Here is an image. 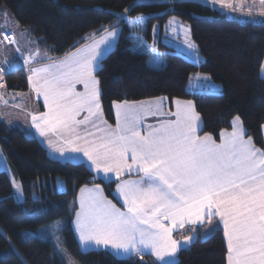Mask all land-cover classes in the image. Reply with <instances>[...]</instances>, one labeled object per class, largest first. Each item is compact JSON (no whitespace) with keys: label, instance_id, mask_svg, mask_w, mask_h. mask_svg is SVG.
<instances>
[{"label":"trees","instance_id":"1","mask_svg":"<svg viewBox=\"0 0 264 264\" xmlns=\"http://www.w3.org/2000/svg\"><path fill=\"white\" fill-rule=\"evenodd\" d=\"M1 6L46 58L62 56L106 28H119L114 48L94 74L108 123H114V102L160 96L188 99L201 117V133L218 138L237 116L246 134L262 146L264 21L243 15L245 20L228 18V13L199 0H0ZM170 17L188 25L202 59L190 61L159 38L154 46L164 51V66L152 67L147 64L148 52L136 45L152 42L153 26L162 28ZM194 74L207 75L220 85V93L190 92L187 81ZM3 80L9 90H27L26 73L20 67ZM0 149L23 197L14 198L10 178L1 170L0 264H64L49 239L30 233L57 219L66 220L62 241L77 264H157L150 255L117 258L108 251L78 247L68 209L77 189L97 183L114 200V182L94 179L84 163L51 159L37 139L16 125L0 122ZM55 177L64 180L63 191L56 190ZM226 256L222 231L217 229L180 249L171 264H227Z\"/></svg>","mask_w":264,"mask_h":264},{"label":"snow or ice","instance_id":"2","mask_svg":"<svg viewBox=\"0 0 264 264\" xmlns=\"http://www.w3.org/2000/svg\"><path fill=\"white\" fill-rule=\"evenodd\" d=\"M115 34V30L107 33ZM103 42L31 69V87L43 96L48 108L32 117L41 135L49 131L72 134L90 117L98 116V81L93 70L96 49ZM77 84L83 85V92L76 90ZM176 103L177 119L161 123L147 135L137 130L138 117L133 110L155 114L160 100L115 104V128L101 121L103 127L94 126V133L85 134L92 139L75 135L66 141L72 144L82 140L83 144L77 143L73 151L83 152L98 170L102 168L105 179H109L108 173L119 174L133 167L143 174L139 180L117 185L125 211L99 195L98 187L94 190L98 195L87 200L81 196L76 213L81 241L111 245L130 255L150 248L157 259L164 261L180 243L172 239L177 222L181 228L185 224L202 225L207 216L211 224L213 216H218L227 238L228 264H264V150L257 149L251 138L244 139L245 130L238 126L219 144L210 135L198 137L194 126L198 116L191 102ZM84 112L87 115L78 120Z\"/></svg>","mask_w":264,"mask_h":264},{"label":"crops","instance_id":"3","mask_svg":"<svg viewBox=\"0 0 264 264\" xmlns=\"http://www.w3.org/2000/svg\"><path fill=\"white\" fill-rule=\"evenodd\" d=\"M202 1H204L207 4H210L213 7H216L222 10L225 13L233 12L234 14L235 13L241 14L244 17L247 16L249 19L264 21V4H261V0H219V1L202 0ZM174 19H177V18H174ZM171 20H172V17L168 18L163 24L162 28L160 27L159 24L154 25L152 29V42L148 43V42L142 41L144 45H147L145 47H149L150 43H153V47H155L154 43L157 40H159V38L161 40L163 39L164 32L168 31L169 28L172 26L170 24ZM173 25L176 28L177 27L183 28V26L179 25L178 22L177 23L175 22ZM1 30L13 31L15 35V47H17L20 50V53L19 55H17L14 49L11 48L10 46L7 47V46H3L0 44V58H3L8 62L10 66V71H12L15 68H19V67L23 69V71L26 73L27 90L25 91L9 90L5 87L4 83L0 84V122H4L9 125H16L23 131V133L27 137H33L37 139V141L44 147L47 155L51 159H54L60 162L84 163L87 166V168L90 170V172L93 174L94 179H99V180H102L103 182H114L115 183V185L113 186V193H115L113 195L114 200L108 198L105 195V192L102 191L103 187L100 184L89 183V184L81 185L78 188L76 195H75L76 206L75 208H73V213L71 214V227H72L74 236L76 232L74 229V224H75L74 222L77 219L76 217L77 211H80L81 196H83L87 200L89 197L98 195L94 191L97 187L100 190L99 195H102L104 199L111 201V203L114 204L121 211H125L126 207L124 205L123 198L118 195L117 185L122 183L125 180H139L143 174L142 173L138 174L135 170V167H133L131 170H123L119 174L115 172L108 173L107 176L109 177V179H105V173L103 172L102 168L98 170L97 167L92 163V161H90L88 157L83 154V152L73 151V148L77 146V143L81 145L83 144L82 140L76 143H72V144H68L66 143V141L71 140L73 136L75 135L85 137V134L88 132L94 133L95 127L104 126L101 123V121H105L107 125H110L112 128H115L117 125V115H116L117 109L115 107V104H125V103L140 104L141 102H153V101L160 100L161 101L160 109L159 111H156L155 114H151L149 112H145L140 109L133 110L135 111V114L138 117L137 130L140 132L141 135H147L149 131H151L153 128L159 127L161 123H165L168 121H175L177 119V117L174 115V113H176L177 111V103L174 102V100L180 101L182 103H186L189 100H184V99L169 100L168 98L160 96V97L148 98V99H143V100H138V101L114 102L112 105L113 114H114L113 124L108 123L107 120L105 119L102 109H101V104H100L101 111L98 114V116L90 117L89 122L85 125H79L75 133L69 134L68 132H64V131H57V132L49 131V132H45L44 135H41V131L33 123L32 117L33 115L39 116L40 114L47 112L48 108L44 103L43 96L37 94V92L31 87V83L28 79L29 76L33 75L31 69L43 67L54 61L59 62L66 55L74 54L78 50L85 49L103 40L104 42L99 43V47L98 49H96V52L98 54L96 55V60L94 62V70H93V75H94L95 71L99 67L101 59L104 58L114 48V45L116 43V40L119 34V28L117 27L106 28L101 33L90 36L82 44L78 45L73 50L57 58H46L45 56L41 55L37 51V49L34 47L33 42L27 37L25 31L19 28V26H17L16 24L11 25L10 29H1ZM113 30H115L116 34L114 36H108L107 33ZM171 47L174 48L173 46ZM175 50L177 52L182 53L181 51L177 49ZM33 56L34 58H32ZM160 59L163 60V58H160ZM25 60H27L28 62L25 63ZM147 61H148V58H147ZM261 65H264V57H263ZM260 74L264 78V71L261 70V67H260ZM197 75H204V74H194L189 77L186 87L190 92L220 93L221 87L219 84H216L219 86H213L212 84H210V82H208L209 80H207V78H204V76H197ZM33 82H35V78H33ZM202 83L204 84L199 85ZM208 84L210 88H207ZM199 86H203L204 88L210 89V91H201L204 89H199L201 88ZM96 87L99 93L98 84L96 85ZM76 90L83 92L84 91L83 85L77 84ZM192 111H194L196 115L198 114L195 108L193 107H192ZM85 115H87L86 112L81 113V115L78 116L77 119L82 120ZM37 123H40V121L37 120ZM194 126L196 128V135L198 137H204L205 135H210L209 133H201L202 120L199 119V117H198V120L194 122ZM237 126L245 130L243 128V125L241 126L239 122L232 120L231 127L229 129L220 131L218 138H214L212 135L210 136L212 137L215 143L217 144L222 143L223 140L226 138V135L228 133H231L234 130V127H237ZM260 132H261L262 140H263L262 146H258L254 142L253 144L257 149L264 150V123L260 127ZM222 134L224 135L222 136ZM96 135H100V134L96 133ZM85 138L90 140L93 137H85ZM243 138L247 140L251 137L248 136L245 132ZM128 162L131 163V160H129ZM1 170L5 171L7 175L9 176L11 184H12V188L14 187L18 188L17 185L19 186V182L16 179H14L9 169V166L7 164V161L0 149V171ZM81 189H86V191L82 193ZM87 189L93 190V191H87ZM115 189H116V192H115ZM204 219H205V222L202 225L197 224V225L190 226L188 224H185L182 228L179 227V222H177V227L172 232V239L179 241L180 243L177 246L176 252L169 256H165L164 261H167L168 264L174 263L176 260L177 252L180 249L188 247L194 241V239H196L198 236L202 238L208 237L217 229H221L222 231V235H223L224 242H225L226 249H227V256H228L227 238L224 234V227H223L222 221H220L218 216H213L211 224L207 222V216H205ZM165 223H170V222L165 221ZM193 229H195V231H193ZM186 237L191 238V239L186 240L185 239ZM143 255H150L155 261V263L164 264V261L157 259V257L151 252L150 248L143 249L139 254H132L130 256L122 257V258H128V257H138L139 258V257H142ZM227 256H226V259H227ZM227 264H228V261H227Z\"/></svg>","mask_w":264,"mask_h":264},{"label":"rangeland","instance_id":"4","mask_svg":"<svg viewBox=\"0 0 264 264\" xmlns=\"http://www.w3.org/2000/svg\"><path fill=\"white\" fill-rule=\"evenodd\" d=\"M217 1H219V0H217ZM202 2H204V1H202ZM1 7H0V30L1 29H10L11 25H13V24H16L17 26H19L18 23L13 18V16L11 15V13L8 11V9L5 8L4 6H1ZM227 16H228V18L236 17L239 20H245V19H243L244 17L241 14H236V13L234 14L233 12L228 13ZM174 18L175 17H172V20L170 23L172 26L169 28L168 31L164 32L162 42L169 47L173 46L175 49L181 51L183 53V56L185 58H187L188 60L194 61V62L199 61L200 58L202 59V56L198 52L195 43L193 42V40L190 37L188 25L186 23L179 21L177 19H174ZM175 22L176 23L178 22L179 25L183 26V28H180V27L176 28L173 25ZM155 25H157V24H155ZM19 28H21V27L19 26ZM189 44L194 45V47L190 48ZM136 46L140 51L148 52V55H149L148 61H147L148 65H150L152 67H156V68L164 66V61L162 59H160V58L164 59V51L160 50L156 46L153 47V43H150L149 47H145L147 45H143L141 42ZM174 48H172V49H174ZM197 76H204V78H207V80H209L208 82H210V84H212L213 86H219V85H216V83H213L212 81H210V79L207 77V75H197ZM203 84L204 83L199 84V85H203ZM199 87H201L199 89H204L201 91H210V89H207V88H210L209 84L207 85V88H204L203 86H199ZM184 100H188V99H184ZM174 102H177V101L174 100ZM188 102H191V104L193 106V102L191 100H189ZM193 108H194V106H193ZM198 117H199V119H201V117L199 115H198ZM236 118H237V116L233 117L232 120L236 121ZM232 120H231V124H232ZM238 122L242 126L240 118H239ZM54 179H55L54 185L56 187V190L58 192L63 191L65 189L64 180L61 179L60 177H55ZM102 191H104V189H102ZM115 192H116V189H115ZM114 194L115 193H113V191H112V195H114ZM13 195H14V198L17 199L18 201L22 200L23 197H22V191H21L20 184H19L18 188H16V187L13 188ZM75 198L76 197H74V200L70 203V205L68 207L70 214L73 213V208H75V206H76ZM74 212H75V210H74ZM65 223H66L65 219H57V220L52 221L51 223H49L46 226L37 228L34 232H30V233L31 234L35 233V235H37L40 239H49L52 243L55 254L58 256V258L64 264H77L75 259L71 256V254L65 248L63 241H62V229L65 226ZM74 223H75L74 229L76 231L75 232V238H76V241H77V244H78V247L80 248V250L86 251V250H90V249H100V250L110 252L111 254H113L117 258L130 256V254L124 253L123 250L114 249L111 245H108V246H105L103 244L95 245L94 243H87L86 244L85 242L81 241V239H80V233L77 230L76 220ZM27 232H29V231H27ZM139 258H141V257H139Z\"/></svg>","mask_w":264,"mask_h":264},{"label":"built area","instance_id":"5","mask_svg":"<svg viewBox=\"0 0 264 264\" xmlns=\"http://www.w3.org/2000/svg\"><path fill=\"white\" fill-rule=\"evenodd\" d=\"M7 34L8 38L5 39V35ZM15 37L12 31H0V44L3 46H14ZM0 84L3 83L4 75L9 71V64L6 60L0 59Z\"/></svg>","mask_w":264,"mask_h":264}]
</instances>
